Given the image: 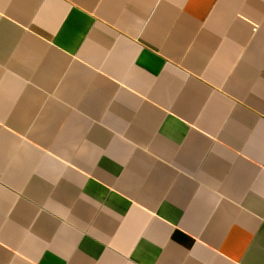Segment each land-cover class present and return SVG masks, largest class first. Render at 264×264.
<instances>
[{
  "label": "crops",
  "instance_id": "0c3cea01",
  "mask_svg": "<svg viewBox=\"0 0 264 264\" xmlns=\"http://www.w3.org/2000/svg\"><path fill=\"white\" fill-rule=\"evenodd\" d=\"M0 264H264V0H0Z\"/></svg>",
  "mask_w": 264,
  "mask_h": 264
}]
</instances>
